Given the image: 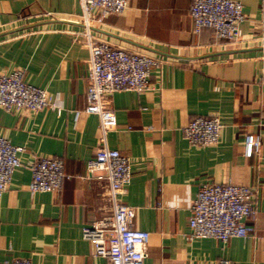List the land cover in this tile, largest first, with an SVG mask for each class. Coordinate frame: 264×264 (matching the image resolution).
I'll list each match as a JSON object with an SVG mask.
<instances>
[{
	"label": "crops",
	"instance_id": "0c3cea01",
	"mask_svg": "<svg viewBox=\"0 0 264 264\" xmlns=\"http://www.w3.org/2000/svg\"><path fill=\"white\" fill-rule=\"evenodd\" d=\"M246 18L237 40L211 27L196 33L193 0H130L124 12L91 21L99 41L159 57L150 87L110 96L117 125L107 144L127 155L131 181L118 195L135 209L132 225L150 232L143 264H264V14L261 0H239ZM80 0H0V72L23 69L46 88L61 113L0 107V134L21 145V164L0 194V259L34 264H107L82 228L111 215L105 184L86 176L100 146L99 117L84 111L88 48ZM218 115L219 141L194 145L183 127ZM249 135L259 140L246 153ZM59 157L60 189L30 192L31 163ZM203 182L248 184L256 191L254 230L226 242L189 238L191 206Z\"/></svg>",
	"mask_w": 264,
	"mask_h": 264
},
{
	"label": "built area",
	"instance_id": "2783aa9c",
	"mask_svg": "<svg viewBox=\"0 0 264 264\" xmlns=\"http://www.w3.org/2000/svg\"><path fill=\"white\" fill-rule=\"evenodd\" d=\"M84 30L79 32L88 48V85L84 111L99 117L100 146L95 156L87 161L86 176L105 184V196L111 215L82 228V236L92 244V253L107 258V264H143L150 232L132 225L133 206L119 200L118 195L131 181V163L127 155L107 144L109 130L117 125V115L110 96L117 90L142 92L150 87L151 72L161 59L155 55L129 51L106 41L95 39L91 21L103 20L112 13L124 12L130 0H80ZM264 14V0H261ZM190 14L194 31L211 27L220 39L237 40L240 25L246 15L239 0H193ZM23 69L0 72V107L6 110L37 111L44 107L61 113L52 94L44 87L23 78ZM223 123L218 115H198L191 119L183 132L189 143L213 145L219 141ZM259 140L249 135L246 153L251 155ZM21 145L11 143L0 134V194L11 182L14 170L21 164ZM30 192L55 191L61 188L66 175L64 162L59 157L41 156L31 163ZM256 191L248 184L233 182H203L191 206L189 238L215 237L223 242L233 236L246 237L254 230L257 209ZM0 264H34L28 257L0 259ZM195 264V263H188ZM210 264H234L219 258Z\"/></svg>",
	"mask_w": 264,
	"mask_h": 264
}]
</instances>
